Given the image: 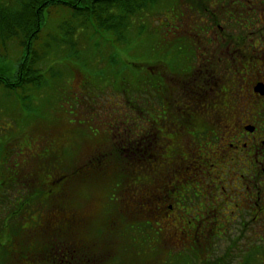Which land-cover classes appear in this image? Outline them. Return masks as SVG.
<instances>
[{"label":"flooded vegetation","instance_id":"af4514ba","mask_svg":"<svg viewBox=\"0 0 264 264\" xmlns=\"http://www.w3.org/2000/svg\"><path fill=\"white\" fill-rule=\"evenodd\" d=\"M160 34L158 63L146 67L159 78L158 97L149 91L130 104L127 125H115L125 139L98 154H128L133 169L144 161L166 172L157 178L163 196L152 194L148 170L129 187L148 185L143 201L156 195L179 209L180 244L223 235L229 252L264 253V0H176ZM190 205L192 213L179 208Z\"/></svg>","mask_w":264,"mask_h":264},{"label":"rangeland","instance_id":"374dc122","mask_svg":"<svg viewBox=\"0 0 264 264\" xmlns=\"http://www.w3.org/2000/svg\"><path fill=\"white\" fill-rule=\"evenodd\" d=\"M175 6L174 0H162L158 7L144 14V20L132 17L128 37L123 42L128 45L127 50L117 46L113 56L123 68H128L130 79L126 84H122L117 72L113 73L110 81L106 77L105 81H101L99 73L102 74L103 70L100 58L93 60L86 55V61L81 62L67 57L69 54L61 58L54 53L48 57L46 66L60 74L51 79L46 76L39 85L17 92H7L0 86V229L3 228L0 245L17 248L15 243H10L4 231L9 220L7 216L12 211H16L15 218L18 216V200L30 197L31 190L40 181L36 175H42L44 182L49 174L52 178L59 174L64 175L67 181L55 187L57 201L54 202L49 193L41 202L29 201L25 204L26 210H22V213L26 211L28 214L27 218L31 216L44 221L47 215H54L55 210L60 215L66 214L70 221H78L76 228L80 229L82 238L92 236L110 224L109 242L113 245L105 250V255H108L105 264H166V255L174 251L183 253L187 246L178 242L174 231L181 227L185 219H179L178 208L168 210L163 202L155 199L158 194L163 196L156 189L157 178H164L166 172L160 175L155 168H147L144 161L133 169L128 154L112 155L113 158L106 155L107 159L104 156L100 158L98 154L109 152L111 141L122 131L121 127L115 129V111L119 103L117 92L131 91L135 99L134 93L138 89L135 75L143 61V44L160 38L161 20L172 14ZM136 26L140 27L139 32ZM10 44L12 59L0 57V72L3 74L14 72L17 61L13 56L20 52L12 46L13 43ZM136 46L142 47L141 51L136 52ZM89 97H94L99 104L96 109L102 111L88 113V106L80 105L85 104V99ZM138 99L140 101L139 95ZM110 113H113L112 117L108 116ZM122 128L125 126L122 125ZM123 135L126 134L122 133L118 139L124 140ZM54 156L53 164L51 159ZM160 157H152L150 164L155 165V160L158 158L159 161ZM41 169L45 173H41ZM143 170L151 174L150 188L154 190L152 194H156L152 201L142 200L143 195H150L145 194L149 192L148 185L144 190L141 185L135 189L129 187L135 177L147 176ZM194 173L191 170L184 174V178L193 179ZM170 183H175V180ZM51 201L57 206L52 207L54 210L48 208L53 205ZM190 206L179 208L190 209L192 213L197 207ZM17 222L29 225L32 230L36 226L31 221ZM251 242L249 237L243 239L239 241V247ZM210 246L213 258L226 256V259L230 257L232 264H242V260L250 256V264H264V261H259L264 259V253L257 255L253 250L245 249L243 253L229 252L228 239L223 235L214 238Z\"/></svg>","mask_w":264,"mask_h":264},{"label":"trees","instance_id":"16d2710c","mask_svg":"<svg viewBox=\"0 0 264 264\" xmlns=\"http://www.w3.org/2000/svg\"><path fill=\"white\" fill-rule=\"evenodd\" d=\"M161 2L162 0H0V57L12 59L10 43L20 50L13 56L17 61L14 72L12 74L4 72L7 75L0 72V86L7 92H17L19 89L25 90L39 85L46 76L51 79L60 74L59 71H53L46 66L48 57L54 53L61 58L69 54L67 57L81 62L86 61V55L91 56L93 60L100 58L103 70L102 74L99 73L103 79L101 81H105V77L110 81L113 73L117 72L122 78V84L128 83L130 79L128 68H123L122 63L113 57L114 51L117 46L124 49L128 46L123 42L128 37L127 32L132 17L144 20V14L158 7ZM174 2L176 5V0ZM172 14L162 20L168 22ZM136 28L139 32L140 27L136 26ZM79 29L82 31L78 32ZM157 40L153 39L143 44V61L139 64V71L135 75L138 87L134 93L135 99L132 98L131 91L123 90L116 94L119 100L115 111L118 121L126 124L129 119L128 112L131 110L129 105L145 102L146 93L149 91L154 93L155 97L159 95V78L157 75H150L146 68L148 64L158 63ZM141 49L142 47H135L136 52ZM148 50H152L151 55ZM137 95L140 101L137 100ZM85 100L86 103L80 105L88 106V113L98 109L99 104L94 101V97ZM108 116L112 117L113 113ZM99 155L100 158L103 156L105 158L106 155L107 158L112 155L118 156V154ZM55 159L56 156L52 157L51 163L54 164ZM50 170L52 173L51 167ZM51 175L49 174L43 182L42 175L37 174L36 178L40 181L37 187L31 190L30 197L18 200V216L16 218L14 216L16 211H12L7 216L9 220L5 224L4 231L10 243H15L17 248L12 245L9 249L5 245H0V264H105L108 258L105 250L113 245L109 242L112 231L108 229L110 224L104 230L82 238L80 229L76 228L78 221H70V217L66 214L60 215V212H56L52 207L57 206L52 201L50 203L53 205L48 208L54 210V215H47L44 221L35 220L31 216L27 218L26 211L22 213L26 210V203L34 200L41 202L44 196L48 197V193L51 194L54 202L57 201V193L54 189L67 179L65 180L64 175L57 174L55 178ZM17 221L35 222L36 226L32 230L29 225ZM210 242L208 238L202 240L195 238L184 248L183 253L177 254L174 251L166 255V264H232L229 262L230 257L213 258V253L209 252ZM260 259L259 261H264ZM250 262V256L242 260V264H250Z\"/></svg>","mask_w":264,"mask_h":264}]
</instances>
